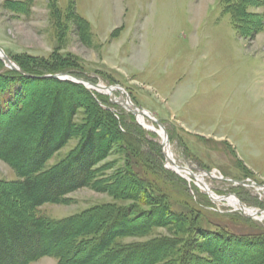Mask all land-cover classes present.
Masks as SVG:
<instances>
[{"label": "rangeland", "instance_id": "obj_1", "mask_svg": "<svg viewBox=\"0 0 264 264\" xmlns=\"http://www.w3.org/2000/svg\"><path fill=\"white\" fill-rule=\"evenodd\" d=\"M224 1L0 0V48L15 63L14 58L22 56L45 59H50L55 53L61 57L68 56L71 70L89 76L96 81L94 84L120 86L131 98L132 102L129 103L134 108L137 106L152 113L166 127L169 138L174 136L175 140L168 142L170 159L167 158L164 163L167 170L176 173L168 168H177L170 163L175 161L177 165L188 166L195 174L202 176V180H198L202 188L198 186L197 189L214 204L215 208L210 209L242 214L243 211L236 208L239 204L232 206L229 203V199L241 201L233 190L240 188L242 197L247 200L246 203L241 202L257 213L264 211V208H260L262 204H258H264V28L259 27L261 23L264 26L261 19L264 7L261 0H252L248 11L253 18L251 21L245 20V31L239 32L226 12ZM25 66L37 69V74L43 76L31 75L29 78L35 83L23 82L25 96L20 98L22 101L19 100L18 107H14L15 112L10 117L5 114L4 120H1L5 127L16 121L17 116L26 114L33 104L39 108L34 121L38 123L37 128L41 127L49 113L50 103L58 92H62L61 88L44 82L48 78H42L58 71L57 67L46 64L44 59L29 60ZM12 86V90L18 88V84ZM74 93V100L66 103L68 108L75 106L70 138L44 169L56 166L71 151L80 147L84 140L81 138L82 127L87 130L95 125L103 130L110 145L108 156L96 165V179L102 181L69 194L65 203L43 205L41 214L56 221L84 214L83 222L100 228L98 220L107 217L108 212H96L95 209L106 205L120 208L133 204L117 199L115 195L124 184H130L129 173L136 170L141 177L151 180L152 187L161 194L164 203L169 201L174 210L186 214L195 224L218 221L208 214L199 215L201 208L195 204L199 198L195 197V201H192L188 196L186 200L182 196L184 185L180 179L166 173L163 168L162 172L157 171L159 168L156 164L157 170L147 165L149 156L155 155L156 159L155 146L140 144L143 145L140 151L142 156L134 153L133 137L136 142L143 137L129 124L132 120L121 121V112L116 110L119 124L110 114H106L108 119L100 116L101 122L96 125L94 120L98 113H103L96 105H101L98 96H95V103L89 97ZM99 93L108 91L101 90ZM115 95L120 98V93L116 92ZM116 106L124 109L126 114L131 113L125 109L127 105L125 108ZM131 114L141 126L139 118ZM6 119L10 120L4 122ZM143 119L145 125L141 124L145 128L161 133L158 125L147 117ZM144 127L149 135L162 143L161 135ZM37 132L38 129L34 131L30 128L18 130L16 136L8 139L10 143L19 142L18 156H0V211L19 214L23 210L27 214L33 212L25 208L28 202L19 198L22 195L20 183L23 177L14 169L12 162H20L25 157ZM0 137L3 135L0 134ZM205 171L215 172L218 179L206 176ZM189 178L192 184L196 183ZM239 182H244V185ZM105 187L109 191L103 189ZM191 190L192 194L194 191ZM206 191L213 194L215 202ZM148 204H152L151 201ZM140 207L143 208L142 205ZM259 217H262V213H259ZM256 222L264 223V220ZM227 224L233 229L236 226L244 229L248 223L230 220ZM155 239L168 241L171 246L169 252L177 250L173 252L175 255L170 254L158 264H178V249L180 251V247L187 244V237L182 230L173 226L154 229L144 236L126 238L121 243L141 245ZM70 242L59 247L60 252L69 248ZM233 244L220 242L215 260H223L225 264L229 257L223 258V254H233L236 249ZM253 251L247 249L245 254V258L254 260L250 264L259 261L257 253ZM165 253L167 251L163 255ZM209 254L205 250L197 251L195 261L208 264ZM218 263L222 264L220 261ZM32 264H58V261L53 257H43Z\"/></svg>", "mask_w": 264, "mask_h": 264}, {"label": "trees", "instance_id": "obj_2", "mask_svg": "<svg viewBox=\"0 0 264 264\" xmlns=\"http://www.w3.org/2000/svg\"><path fill=\"white\" fill-rule=\"evenodd\" d=\"M224 2L226 12L230 14L235 29L239 32L245 31V20L251 21L253 18L250 17L252 13L248 11L249 6L252 5V0H226ZM261 2V6L264 7V0ZM261 19L264 22V15L261 16ZM261 24L259 27L264 28ZM14 59L18 66L29 75L43 76L37 74V69L25 66L26 62L44 59L46 64L57 67L58 71L52 72V75L70 73L75 77L96 83L89 76L80 75L78 73L81 72L71 70L68 66V56L61 57L55 53L50 59L33 56L15 57ZM34 81L19 71L9 69L0 59V126H2V133L0 134L3 135L2 138L0 137V156H18L19 142L10 143L8 141L14 137L18 130L30 128V130L35 131L38 129L33 145L30 150L27 149L26 152L28 153L25 157L20 162H12L14 169L23 177L20 183L22 195L19 198L26 200L28 205L25 208L33 212L27 214L25 213L26 210H23L19 214L0 211V264H32L43 257H53L57 259L58 264H158L161 259L169 257L170 254L177 251L173 249L169 252L171 246H169L168 241L155 239L141 245H124L121 241L126 240V238L144 236L160 227L171 228L172 226L182 230L187 237V244L182 245L180 251L178 249L180 255L178 264H189V262L200 264L195 261V254L197 251L203 252L204 250L211 256L207 260L208 264H219V261L223 264V260H215L216 254L219 252L220 242H224L225 245L234 243L233 246L236 248L233 254L229 253L226 256L225 251H222L225 253H222L223 258L229 257L225 264H250L254 262L251 258L250 260L245 258L246 250H250V248L259 257L256 264H264V223H258L243 213L213 210L214 204L206 195L200 193L194 184H189L187 180L165 168L163 147L159 139L155 140L139 126L131 113L126 114L124 109L113 105L110 97L91 92L80 84L49 79L44 82L61 88L62 92H58L50 103L49 113L41 127L37 128L38 123L34 121L39 109L36 104H33L26 114L17 116V119L15 117L16 121L8 123L9 125L5 127L1 120H4L5 114L10 117L9 115L15 112L14 107H18L20 98L25 96L26 89L23 82ZM13 84H18V88L12 90L13 86L11 87V85ZM69 92L70 95H68ZM74 92L89 97L91 102L95 103L97 101L95 96H98L101 105L100 103H96V105L103 113L99 111L101 115L98 113V117L94 120L96 125L97 122H101L100 116L108 119L106 114H110L117 122L115 115L118 112L116 110L121 112L119 117L121 121L132 120L129 124L143 137L136 142V138L131 135L135 141L132 148L134 153L142 156L141 147L144 144L155 146L154 152L158 161L154 159L155 155L149 156L146 159L147 165L154 168L153 170L159 168L157 170L159 172H162L161 169L163 168L166 173L180 179L184 185L182 196L186 200L189 196L192 201H195V197L199 198V201L195 202L201 208L199 215L208 214L218 221H212V224H208L197 220L198 224H195L196 222L189 219L186 214L174 210L169 205V201L164 203L161 194H158L157 189L152 187L151 180L144 179L136 173V170L129 173L130 184H124V187L115 195L117 199L130 201L133 204L120 208H116V205H106V207L95 209L96 212H108L107 217L98 220L100 228L90 222H83L84 214L57 221L41 214L40 208L43 205L65 203L68 201L67 196L69 194L90 185L94 186L102 181L96 179L98 172L96 165L108 156L110 145L107 143V137H104L103 130L101 131V128L95 125L87 130L82 127L81 131H84L81 138L84 140L80 147L71 151L56 166L48 170L44 169L46 163L65 146L70 138L74 116L72 111H74L75 106L71 105L68 108L66 103L70 99L74 100L73 96L76 95ZM9 120L6 119L4 122ZM117 124L119 123L117 122ZM170 140H175L173 135L170 136ZM155 164L158 166L157 169ZM191 188L195 195H192L194 192L191 194ZM103 189L109 191L108 187ZM233 190L241 201L247 202L242 197L240 188ZM149 201L152 204H148ZM258 204H262L260 208H264L263 203L258 202ZM14 208L16 207L14 206ZM227 220H238L248 224L244 225V229L239 226L233 229L234 227L227 224ZM69 240H71L69 248H64L65 251L60 252L59 247L66 246L64 244ZM208 248L213 251L210 250V252ZM165 251L167 254L163 255Z\"/></svg>", "mask_w": 264, "mask_h": 264}, {"label": "water", "instance_id": "obj_3", "mask_svg": "<svg viewBox=\"0 0 264 264\" xmlns=\"http://www.w3.org/2000/svg\"><path fill=\"white\" fill-rule=\"evenodd\" d=\"M0 59L6 64V66L11 69V70H16V71H19L21 74L27 76V77H31V75H28L26 74L24 71H21L20 68L18 67V65L13 61V59H11L1 48H0ZM42 78H48V79H55V80H59V81H65V82H73V83H76V84H80V85H83L85 86L88 90H90L91 92H98V90H104V91H108V93H99V94H102V95H108L110 97V100L113 104H116V105H120L122 106L123 108H125L124 104H126L128 106L129 104V101H131V98L129 97V95L125 92V90L123 88H121L120 86H115V87H106V86H103V85H99V84H94V83H91V82H88L86 80H83V79H79V78H76L70 74H67V73H63V74H58V75H47V76H44ZM116 92H119L120 93V98H117L115 93ZM126 99H125V98ZM136 108L135 109H127L125 108L126 110H129V112L133 113L136 117V119H138V116H143V117H147L149 118V120L153 123V124H156L159 126V129L160 131L162 132L163 131V134L164 136H166V141H168L170 143V139H169V135H168V132L166 130V127L160 123L156 118L155 116L150 113L149 111L145 110V109H140L138 108L137 106H135ZM140 125L142 127H144L141 123ZM145 128V127H144ZM147 129V128H145ZM149 130V129H148ZM156 129L154 130H151L153 132H156L155 131ZM158 133L159 135H161V133L159 132V130L156 132ZM162 137V135H161ZM162 146H163V152H164V156H165V160L167 161V156H166V152H165V142H164V138L162 139ZM172 165L176 166V170L175 169H172L174 170L176 173L180 174V176L183 177V175H181V172H184V173H187L190 171L189 167H182V166H179V165H176L175 161H172L171 162ZM179 169V171L177 170ZM205 173L207 175H210L212 176L213 179H218L217 177H214L213 176V172L211 171H205ZM194 176V175H193ZM195 177V176H194ZM184 178V177H183ZM220 180H226V181H229V182H235L233 180H230V179H225V178H219ZM239 184H242L244 185V182H239ZM207 189L208 186H206ZM208 192V191H207ZM208 195L210 196V198L214 201V198H213V194L211 195L210 192H208ZM220 199L224 200L225 197H220L218 196ZM236 197V196H235ZM240 201V200H239ZM215 202V201H214ZM241 202V201H240ZM242 205H244L242 202H241ZM245 206V205H244ZM249 209V208H248ZM264 211H258L255 215H249L247 214L246 212L243 211V214L247 217H250L252 219H255L256 221H261L263 219H259L258 218V215L259 213H263Z\"/></svg>", "mask_w": 264, "mask_h": 264}, {"label": "bare ground", "instance_id": "obj_4", "mask_svg": "<svg viewBox=\"0 0 264 264\" xmlns=\"http://www.w3.org/2000/svg\"><path fill=\"white\" fill-rule=\"evenodd\" d=\"M99 92L101 91V90H98ZM125 105V104H124ZM126 106V105H125ZM127 107V106H126ZM129 110L131 109H135L130 103L128 104V107H127ZM138 118H139V120H140V122L142 123V124H144L145 125V121H144V119H143V116H138ZM148 129V128H147ZM149 130H153V129H149ZM161 135H162V139L164 138V142H165V148H166V154H167V158H169L170 159V148H169V143H168V141H166V138H165V136H164V134H163V132H161ZM170 162V161H169ZM171 163V162H170ZM174 166V165H173ZM179 171V170H178ZM191 171V170H190ZM192 173V174H191ZM191 173H189V172H187V175L188 176H195V178H196V182L198 183V180L199 181H201L202 180V176H200V175H196L195 173H193L192 171H191ZM198 185L200 186V188H202V186L198 183ZM204 186V185H203ZM205 187V186H204ZM206 188V187H205ZM203 190V189H202ZM207 192V191H206ZM210 194H211V192H210ZM229 203L232 205V206H236V204H234V203H237V204H239L240 206H236V208L237 209H239V210H241V211H244V212H246L247 214H249V215H255L256 213L254 212V211H252L251 209H248L247 207H245L244 205H242L240 202H238V201H235V200H233V199H229ZM259 219H263L264 220V214L262 213V217H259Z\"/></svg>", "mask_w": 264, "mask_h": 264}]
</instances>
